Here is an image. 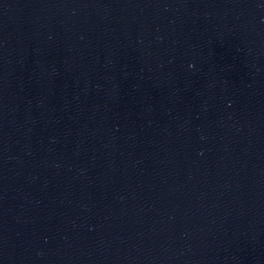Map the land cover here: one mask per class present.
<instances>
[{
	"label": "water",
	"instance_id": "1",
	"mask_svg": "<svg viewBox=\"0 0 264 264\" xmlns=\"http://www.w3.org/2000/svg\"><path fill=\"white\" fill-rule=\"evenodd\" d=\"M0 264H264V0H0Z\"/></svg>",
	"mask_w": 264,
	"mask_h": 264
}]
</instances>
